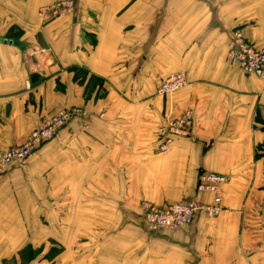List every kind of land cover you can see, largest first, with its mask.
Listing matches in <instances>:
<instances>
[{
  "label": "crops",
  "instance_id": "crops-1",
  "mask_svg": "<svg viewBox=\"0 0 264 264\" xmlns=\"http://www.w3.org/2000/svg\"><path fill=\"white\" fill-rule=\"evenodd\" d=\"M57 1L0 0V154L83 112L0 176V264H264V81L227 59L234 32L264 49V0H74L42 22ZM176 73L187 86L158 95ZM203 173L227 178L221 213L149 232L144 202L210 203Z\"/></svg>",
  "mask_w": 264,
  "mask_h": 264
},
{
  "label": "built area",
  "instance_id": "built-area-1",
  "mask_svg": "<svg viewBox=\"0 0 264 264\" xmlns=\"http://www.w3.org/2000/svg\"><path fill=\"white\" fill-rule=\"evenodd\" d=\"M74 0H59L38 10V17L47 23L58 18L73 14ZM227 59L247 75L258 77L264 81V49L257 48L248 42L241 32H234L232 45ZM188 84L184 73L168 76L159 86L157 94L164 96L177 92ZM83 116L76 108L59 110L55 115L42 121L32 130L26 140L0 154V176L6 173L9 166L30 157L40 146L52 141L57 133L72 119ZM193 114L186 111L174 119L168 120L159 130L161 136L160 151L166 152L174 137H187L192 128ZM227 183L225 176L213 173H203L199 176L196 191L208 193L211 201L208 205H198L194 202H177L163 208L148 202L140 205L139 216L151 233L162 231H177L189 226L198 212L210 217H217L222 211V187Z\"/></svg>",
  "mask_w": 264,
  "mask_h": 264
},
{
  "label": "trees",
  "instance_id": "trees-1",
  "mask_svg": "<svg viewBox=\"0 0 264 264\" xmlns=\"http://www.w3.org/2000/svg\"><path fill=\"white\" fill-rule=\"evenodd\" d=\"M257 152L264 153V144L257 148Z\"/></svg>",
  "mask_w": 264,
  "mask_h": 264
},
{
  "label": "water",
  "instance_id": "water-1",
  "mask_svg": "<svg viewBox=\"0 0 264 264\" xmlns=\"http://www.w3.org/2000/svg\"><path fill=\"white\" fill-rule=\"evenodd\" d=\"M10 43H12V42H10ZM15 44L17 45V43H15ZM36 78H37L36 75H32V76L30 77V81H31V83H33V82L36 80Z\"/></svg>",
  "mask_w": 264,
  "mask_h": 264
}]
</instances>
